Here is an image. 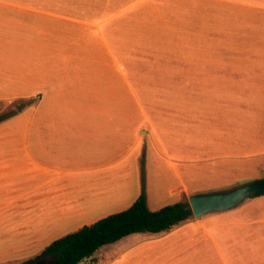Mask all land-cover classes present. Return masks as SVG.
<instances>
[{
    "label": "crops",
    "instance_id": "obj_1",
    "mask_svg": "<svg viewBox=\"0 0 264 264\" xmlns=\"http://www.w3.org/2000/svg\"><path fill=\"white\" fill-rule=\"evenodd\" d=\"M25 9V0H0V114L33 101L0 121V264H22L129 208L142 159L151 211L258 179L250 176L264 166V0H65L59 14L33 8L45 24H24ZM138 44L163 49L142 58L159 62L144 70L154 85L136 84L137 70L124 65L138 59ZM157 104L193 110L181 130L189 142H163L147 111H165ZM202 176L201 188L192 179ZM250 199L128 235L87 259L264 264V195Z\"/></svg>",
    "mask_w": 264,
    "mask_h": 264
},
{
    "label": "trees",
    "instance_id": "obj_2",
    "mask_svg": "<svg viewBox=\"0 0 264 264\" xmlns=\"http://www.w3.org/2000/svg\"><path fill=\"white\" fill-rule=\"evenodd\" d=\"M32 102V100H27L26 104H22L19 107L22 109V107ZM15 112L1 115L0 121ZM140 172L141 192L129 208L102 218L90 225H85L54 240L40 254L25 261L23 264H31L45 258L56 260L55 264H78L82 260L91 257L104 245L112 244L123 237L135 233L156 234L167 231L192 215L187 202H178L164 206L157 211H151L146 203L143 159L141 160ZM252 182L264 183V177L255 179ZM262 195H264V191H259L248 199Z\"/></svg>",
    "mask_w": 264,
    "mask_h": 264
},
{
    "label": "rangeland",
    "instance_id": "obj_3",
    "mask_svg": "<svg viewBox=\"0 0 264 264\" xmlns=\"http://www.w3.org/2000/svg\"><path fill=\"white\" fill-rule=\"evenodd\" d=\"M64 3H65V0H25V15H24V24H45L44 23V19L43 18H40L39 16H36L35 12H33V8L34 9H42V10H45V9H50L53 11V12H58L61 13L62 11H64L63 9V6H64ZM36 5V6H35ZM39 6H42V7H39ZM37 7V8H35ZM39 7V8H38ZM61 11V12H60ZM57 20V18H56ZM57 24H60V23H57ZM125 51H128V48L125 47ZM163 51V49L160 47V46H150V45H145V44H138L137 45V50H136V57H138L137 60H135L134 62L131 61V63H128V62H124V65L125 67H128L130 66L129 64H131V67L134 69V70H137L136 74H137V77H136V84H141V85H146V84H149V85H154L155 83L152 82L150 80V78L148 76H146V72L144 71L146 69V67H149V68H152V66H155L154 64L155 63H159V62H156V61H146V60H143L142 58L144 57V55L146 56H153L155 55L156 52H161ZM128 55V53H127ZM131 55H134L131 53ZM122 64L121 63V66L122 67ZM127 64V65H126ZM139 71V72H138ZM128 79V78H127ZM131 82V81H130ZM137 93V98L138 100H144V97L145 93H140V92H136ZM171 95V94H170ZM178 95V96H177ZM175 95L173 98H170V100L172 101H176L178 99H174L175 97L179 98L180 99V96L181 94H177ZM191 97V95L189 96ZM179 101H184V102H187L186 100H179ZM26 100H24L23 102H19V103H14L11 107L7 108L4 113L0 114L1 115H5V114H8V113H11V112H14L16 111V107L18 105H21V104H26ZM157 107L158 106H161L164 108L165 111H162L160 109H147V111H149L148 113L150 115H152L154 121H153V124L155 126V128L158 130L159 132V135L160 137L163 139V142L167 145H171L173 142L175 143H183V141H185V143H187L186 141H188L189 137L188 136H185L184 137V133L181 131V130H184L186 129V127H189V125H185L184 122L185 120H192V118H189L187 117L186 115H190V113L193 111L192 109H186V108H180L179 106L177 107H170L171 109H168V108H165L164 105L162 104H157L156 105ZM167 109V110H166ZM189 111L190 113H185ZM16 113V112H15ZM15 113H13L12 115L10 116H13L15 115ZM8 116V117H10ZM191 116V115H190ZM6 117V118H8ZM5 118V119H6ZM4 120V119H3ZM162 120L163 122L165 123L163 126L162 123ZM167 127V128H165ZM168 128L170 129V131H167ZM145 137V136H144ZM146 140V138H145ZM190 141V140H189ZM188 141V142H189ZM208 144V141L206 142H202V145L203 144ZM147 144V142H146ZM170 149V147H168ZM208 168L207 166H199V167H196V168ZM259 169V172L258 173H255V174H251L250 177H254V178H263L264 177V166L263 167H258ZM180 173L181 175L184 176V179L186 180V177H187V173L184 172L183 170L181 171L180 170ZM166 174V184H171L173 182V179L170 177L172 176L170 173H167L165 172ZM194 185H202L201 188L206 184L208 183L204 177H200V178H193L192 179ZM247 183H250V181L248 182H241L239 183L240 185H244V184H247ZM240 185H237L234 184V186H231L227 189H223L224 187H220V190H217V191H227V190H231L237 186H240ZM198 194H202V192H198ZM250 200L251 199H247L245 200L240 206H248L250 204ZM256 203H253V205H255ZM263 203H260V206H262ZM252 207H256V206H252ZM252 207H249V208H252ZM110 247L106 245V247H103V249H98L95 253H94V256H97L99 254H101V252L103 251H107L109 250ZM25 262V261H24ZM22 262V264L24 263ZM84 264H92V261L91 260H85L83 261ZM21 264V263H20Z\"/></svg>",
    "mask_w": 264,
    "mask_h": 264
},
{
    "label": "water",
    "instance_id": "obj_4",
    "mask_svg": "<svg viewBox=\"0 0 264 264\" xmlns=\"http://www.w3.org/2000/svg\"><path fill=\"white\" fill-rule=\"evenodd\" d=\"M264 191V183L250 182L231 190L193 194L188 197V205L195 219L210 213L235 208L256 192ZM56 260L45 258L31 264H55Z\"/></svg>",
    "mask_w": 264,
    "mask_h": 264
}]
</instances>
